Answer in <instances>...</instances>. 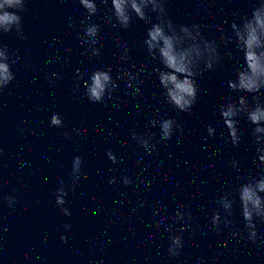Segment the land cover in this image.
<instances>
[{"label": "water", "instance_id": "1", "mask_svg": "<svg viewBox=\"0 0 264 264\" xmlns=\"http://www.w3.org/2000/svg\"><path fill=\"white\" fill-rule=\"evenodd\" d=\"M26 7V38L15 32L0 37L19 57L12 66L15 79L0 93V264H264V223L257 222L255 242L247 239L238 205L231 219L239 236L223 223L219 231L211 224L219 195L264 170L252 144L253 126L240 118L242 140L233 147L218 113L221 98L231 95L226 82L235 79L243 58L221 42L216 26L227 29L234 13L250 14L254 0H216L208 12L200 0H168L174 24H200L221 48V65L197 79L200 92L191 113L163 102L152 74L156 62L143 44L150 25L134 19L120 29L104 19L107 9L101 5L92 19L101 25L97 58L80 44L86 13L77 0H29ZM124 47L130 61L118 64ZM105 64L114 65V79L116 68L145 67L138 81L142 96L128 95L132 90L118 81L119 107L90 102L83 87L77 88L82 82L76 70L90 75ZM53 113L61 115L64 127L50 124ZM153 114L174 117L183 134L162 141L159 125L152 127L150 143L156 147L149 155L132 134L149 132L146 122ZM206 125L215 128L214 136ZM76 156L83 163L73 185ZM125 177L130 184L123 183ZM61 187L70 215L56 204ZM6 196L14 198L12 206ZM178 211L191 212L192 218L177 220ZM170 234L183 237L179 255H169Z\"/></svg>", "mask_w": 264, "mask_h": 264}, {"label": "clouds", "instance_id": "2", "mask_svg": "<svg viewBox=\"0 0 264 264\" xmlns=\"http://www.w3.org/2000/svg\"><path fill=\"white\" fill-rule=\"evenodd\" d=\"M167 2L168 0H77L86 13L85 20L81 21L85 26L80 35V44L86 47L91 56L97 58L101 56V49L97 46L101 25L92 22L93 17L100 14L101 5L107 9L104 19L114 26H119L120 29L127 30L134 19L150 25L143 44L151 60L156 62L152 74L158 80L163 102L172 110L191 113L200 92L197 79L203 72L215 70L221 65V48L214 38H208L200 24H174L167 13ZM28 3L29 0H0V37L15 32L19 38H26L22 14L27 10ZM200 3L205 12H208L215 7L216 0H200ZM254 3L255 7L251 9L250 14L240 16L234 13V19L226 22L227 29L221 24L216 26L222 33L221 42L234 47L243 58V63L235 72V79L226 82L231 95L221 98L218 113L223 121L228 142L233 147H238L242 140L239 129L240 118L248 120L253 126L251 137L255 146V155L259 157L260 163L264 164V0H254ZM120 39L118 34V43ZM128 53L129 48L124 47L117 57L118 64L129 63ZM226 55L231 56V49ZM14 56L15 54L10 52L6 45L0 43V93L15 79L12 66L19 62V57L13 58ZM132 68L136 71L116 68L115 79L112 75L114 70L112 64L96 67L90 75L87 71L78 68L77 79L82 83H78L77 88L82 86L84 96L92 103L106 104L112 101L114 108L119 107V97L114 96L118 81H124L125 87L132 90L128 95L142 96L138 81L141 73L146 72L147 69L143 66L137 67L135 64H132ZM53 75L57 74L53 73ZM50 124L57 128L64 127L59 113L52 114ZM157 124L162 141L171 140L177 131L183 134V126L174 117L157 119L156 114L151 115L146 122L149 132L144 135L132 134V139L136 140L149 155L156 147L150 143L154 135L150 129ZM205 127L209 137L215 135L214 127L211 125ZM64 135L67 137L68 133L65 132ZM106 155L113 163H118L117 157L111 150H108ZM82 163L81 157L73 158L71 170L73 185L80 178ZM233 166L235 167V164ZM114 182V179L109 181V183ZM123 183L127 185L131 181L125 177ZM66 195L65 189L59 188L56 204L61 206L65 215H70L69 210L63 207L66 203L64 199ZM3 200H6L9 206L14 204V198L11 196L3 197ZM216 204L218 207L212 214L211 224L217 231L223 223L225 227L233 228L231 233L233 236L241 234L239 226L231 219L238 205L244 229L247 231V239L255 242L258 237L257 222L264 223V170L259 175L246 177L245 182L238 187L223 191L217 198ZM158 214L159 211L153 209V215ZM185 217L190 220L191 212L178 211L175 219L184 220ZM65 227L70 226L65 225ZM168 230L171 233V229ZM169 239V255H179L184 243L183 237L170 234Z\"/></svg>", "mask_w": 264, "mask_h": 264}]
</instances>
